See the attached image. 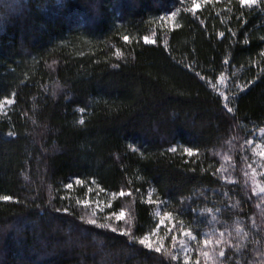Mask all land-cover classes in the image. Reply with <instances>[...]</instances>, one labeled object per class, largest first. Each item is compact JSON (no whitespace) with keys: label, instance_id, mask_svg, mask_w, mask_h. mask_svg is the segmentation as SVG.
<instances>
[{"label":"trees","instance_id":"trees-1","mask_svg":"<svg viewBox=\"0 0 264 264\" xmlns=\"http://www.w3.org/2000/svg\"><path fill=\"white\" fill-rule=\"evenodd\" d=\"M196 3L38 0L0 32V264H264V201L221 164L264 129V0ZM158 212L177 260L135 242Z\"/></svg>","mask_w":264,"mask_h":264},{"label":"rangeland","instance_id":"rangeland-1","mask_svg":"<svg viewBox=\"0 0 264 264\" xmlns=\"http://www.w3.org/2000/svg\"><path fill=\"white\" fill-rule=\"evenodd\" d=\"M220 86L221 89H223L222 86H224V84H221ZM224 87L227 88L226 85ZM10 106L11 104L4 102L3 107L0 109L4 111ZM257 145H259V147H257ZM262 153H264V133L261 131L256 135L251 143L244 142L237 155L232 157L229 154H221V164L225 173L230 172V170L235 168V166L238 167L240 178H242V180L244 179L243 181L249 185L256 197H260L261 201H264V191L261 190L264 189V155H262ZM236 158L239 159L238 162H236ZM86 207H88L90 211H94L96 214L98 213V216L99 213L102 214L104 212V208L99 202H88ZM124 213L125 217L120 220H117L116 216L111 215L105 217L99 216V218L101 221L109 223L113 222L114 225H118L119 222H123L125 224L126 222H129V215L126 212ZM158 213L160 214L158 215L160 224V220L163 219V215L160 212ZM169 229H171V231H169ZM173 237H176L175 242L173 241ZM182 237V233L178 236V231L173 230L172 220L164 219V223L160 225L159 230H156L155 233L149 237V243L153 246L160 243L163 247L168 245L169 247H173L178 250L180 254L184 255L185 252L182 251L180 244V241L184 240Z\"/></svg>","mask_w":264,"mask_h":264},{"label":"snow or ice","instance_id":"snow-or-ice-1","mask_svg":"<svg viewBox=\"0 0 264 264\" xmlns=\"http://www.w3.org/2000/svg\"><path fill=\"white\" fill-rule=\"evenodd\" d=\"M240 3H241V5L251 7V6H254V5H258L259 4V0H240ZM198 7H199V5L196 3V0H193V8L190 9V10L193 11V13H194L195 9L198 8ZM221 35H223V34L221 33ZM125 39L127 40L128 37H125ZM145 40L147 42V37H145ZM225 63H227V61H225ZM14 95L15 94H13V96ZM227 99L228 98L225 97L226 101H227ZM4 102L7 103V104H13L15 101H14V99L5 98ZM2 107H3V104H0V108H2ZM225 107L227 108L228 112H232L233 111L232 108L228 107L227 103L225 104ZM80 123L83 124V120H81ZM261 131H262V133H264V129H262ZM9 135H12V133H9ZM249 143H251V141H249ZM257 147H259V145H257ZM170 150L173 151V152L176 151L175 148H172ZM254 151H255V149H254ZM185 152L188 155H193L194 154L193 150L192 149H188V148L185 149ZM262 155H264V153H262ZM77 182L80 183V181H77ZM68 187L70 188L71 185H68ZM261 190L264 191V189H261ZM113 195L115 196V193ZM120 195L123 196V195H125V193L124 192H120ZM128 195H131V193H129ZM11 200H13V197H11V196H8V195L0 196V201H11ZM148 202L150 204L153 203L152 197H151V193H149ZM93 215H95V214L93 213ZM114 215H116V219L117 220L123 219L125 217V213L123 211L119 212L118 215L114 213ZM158 215H160V214L158 213ZM162 215H163V219H161L160 220V224L157 225V230H159L160 225H162L164 223V219H170L171 218V213H163ZM88 223L95 224L96 221L94 219H92V220H88ZM101 227H103V225H101ZM111 231L112 232H116L117 229L115 227H113V228H111ZM169 231H171V229H169ZM183 234L185 236L191 237L192 240H196L197 239V237L195 235H193L190 230L189 231H185ZM121 235H129V233L127 231H123V232H121ZM220 235L223 236V233H220ZM175 240H176V237H173V241L174 242H175ZM135 242H138L139 244L144 245L145 247H147L149 249H152L154 247L152 244L149 243V237L148 236L140 238V239H138ZM219 242L220 241H217V243H219ZM209 243H210V240L206 238L204 240V244L207 245ZM180 244H181L182 249L186 253L188 251L187 245L185 244L184 241H180ZM154 250L157 253L163 252L164 255L168 256L171 260H177L178 259V255H176V254H174L172 252H168L166 249H163L162 245L158 246V247H154ZM201 254L204 257H206V258L209 257V252L208 251H202ZM218 255H219V257H224L225 256V252L224 251H220L218 253ZM213 259H214V257H213ZM184 262H185V264H188V256L187 255L184 256ZM159 264H164V261L163 260L159 261ZM197 264H199V261H197Z\"/></svg>","mask_w":264,"mask_h":264},{"label":"clouds","instance_id":"clouds-1","mask_svg":"<svg viewBox=\"0 0 264 264\" xmlns=\"http://www.w3.org/2000/svg\"><path fill=\"white\" fill-rule=\"evenodd\" d=\"M38 0H0V32L6 31L14 21L26 17L35 6ZM66 4L67 0H60Z\"/></svg>","mask_w":264,"mask_h":264}]
</instances>
